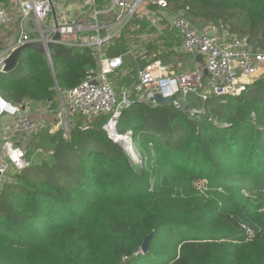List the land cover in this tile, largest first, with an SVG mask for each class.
<instances>
[{"label": "trees", "instance_id": "obj_1", "mask_svg": "<svg viewBox=\"0 0 264 264\" xmlns=\"http://www.w3.org/2000/svg\"><path fill=\"white\" fill-rule=\"evenodd\" d=\"M167 2L187 5L192 18L236 23L239 36L264 50V0ZM160 56L147 52L132 70ZM49 57L23 49L16 67L0 73V96L54 102L57 89L74 87L97 66L87 47L54 43ZM202 106L193 117L171 103L136 100L123 109L116 131H129L135 162L101 127L102 117L72 127L67 139L55 129L50 158L17 171L0 190V264H118L123 256L122 264H264V205L237 196L264 190V75ZM200 179L227 192L221 204L198 193Z\"/></svg>", "mask_w": 264, "mask_h": 264}, {"label": "built area", "instance_id": "obj_2", "mask_svg": "<svg viewBox=\"0 0 264 264\" xmlns=\"http://www.w3.org/2000/svg\"><path fill=\"white\" fill-rule=\"evenodd\" d=\"M6 1L0 2V26L11 18L5 7ZM14 1L18 6L20 31L9 51L25 42H47L58 30L60 38L55 43L75 49L90 48L96 58L97 66L89 68L77 85L63 91L57 89L55 129L60 128L65 139L72 127L87 128L99 117L104 118L101 127L113 138L118 134L116 125L122 110L136 100L155 106L159 104L154 96L156 93L171 97L170 103L177 111L193 117L203 110L202 105L209 97L236 96L264 75V50L249 45L245 37L232 35L226 23L212 22L207 29L198 27L192 21L187 5L174 12L169 29L180 38L181 53L193 57L201 54L202 60L197 67L176 73L170 63L161 59L148 60L133 71L128 62L144 56L148 52L144 46L114 56H107L105 51L106 44L120 37L139 12L148 10L147 5L167 8L168 0H109L105 11L113 13L114 18L106 24L99 19L103 11L98 10L97 0H82L92 24L87 25L85 20L77 17L59 23L57 28L55 25L48 27L44 22L56 0ZM29 20L36 26V37H32L28 29ZM219 30H222L221 34ZM127 75L129 82L121 85L120 79ZM26 102L13 104L0 96V115L9 113L13 116L9 136L0 142V190L9 179L10 170L16 173L32 164L25 146L13 139L16 134L35 133L41 127L40 121L22 108ZM42 150L37 149L38 152ZM51 154L53 149L48 151V155ZM206 182L205 179L196 180L193 186L201 191ZM243 228L249 236L254 234L252 228L246 225ZM126 259L123 256L121 260Z\"/></svg>", "mask_w": 264, "mask_h": 264}, {"label": "crops", "instance_id": "obj_3", "mask_svg": "<svg viewBox=\"0 0 264 264\" xmlns=\"http://www.w3.org/2000/svg\"><path fill=\"white\" fill-rule=\"evenodd\" d=\"M62 3H65L67 5V9L63 8ZM53 5H54L55 15H53V13L50 12L47 18L44 20V22L46 23L45 25H47L48 27L54 25L55 17L57 18L58 23L72 21L77 17H81L83 20H85L87 25L92 24L89 17V13L86 12L87 8L83 4L82 0H56L53 3ZM78 5L80 6L77 7ZM108 6H109V0H97L98 10L103 11V13L99 14V19L103 24L113 21L114 18L113 13L105 11V9ZM5 7L11 18L5 25L0 26V58L2 56H5L8 53L9 49L16 43L20 31L17 4L15 3L14 0H7L5 3ZM147 7L148 10L146 12H139L132 19L130 25L126 27V29L121 33L120 37L114 38V40L110 41L108 44H106V46L108 47L113 44L120 45L121 48L123 49L122 53L128 50L133 51L143 46L148 50V47H150V45H148L147 42L149 40H152V38H150L151 35H149V33L145 29L138 31L136 30V27H133V23L140 18L139 21L140 20L146 21L148 24L150 22L155 30L158 31L162 29L163 31H165L166 39H167L165 43H167V45H170V43L174 42L175 44L173 45V47L174 48L179 47L181 44L180 38L176 36L172 30L169 29V22L174 12L178 11L180 8H176L174 6V3L170 4V6H168L167 8H161L160 6L155 4L149 6L147 5ZM145 18L148 19L149 22ZM191 19L196 25H198V27L204 29H207L208 24L213 22L202 17H193V18L191 17ZM27 26L29 31H31L32 37H36L38 33L35 32L36 30L35 24L31 20H29ZM221 32L222 30L218 31V33L220 34ZM87 34H91V33L87 32ZM169 38H172L173 41H171ZM177 57H178V63L177 60L175 63L174 62H172V64L170 63L171 66L173 67L174 72L176 73L182 72L187 69L195 68L201 63V61L197 60L196 56L193 57L188 54H185L184 55L185 59L182 62L179 61L181 59L179 55H177ZM139 63L140 61L138 59H134L128 62V66H132V67L133 65L139 66ZM52 105H55V107L57 108V98L55 99L54 102H51L50 100L42 101V102L27 101L22 106V108L27 114H29L33 119L37 121L46 122L47 120H49L50 117H52L50 121H52V123H54L55 125L56 111L53 112L52 108L50 107ZM54 113H55V117H54ZM12 120H13V116L9 113H3L0 115V142L4 138L9 136ZM32 134L33 133L25 134V135L16 134L13 136V139L15 141L22 143L25 146L27 150V156L32 162V164H39L50 158L48 155V150H52V148L50 147L48 150H45L42 146L37 145L35 147L36 151L38 148H42L43 150L41 152L37 151L39 156L37 157V159L32 160L30 154H31V150L34 147L32 149L29 147L30 142L32 140L31 139ZM13 174L14 173H12V170H10L9 179H11Z\"/></svg>", "mask_w": 264, "mask_h": 264}, {"label": "rangeland", "instance_id": "obj_4", "mask_svg": "<svg viewBox=\"0 0 264 264\" xmlns=\"http://www.w3.org/2000/svg\"><path fill=\"white\" fill-rule=\"evenodd\" d=\"M62 6H63V8L67 9V5L65 3H62ZM79 6L80 5H78L77 7H79ZM73 7H76V6H73ZM139 19H137V21H135L133 23V27H136V30H138V31L145 29L149 33V35H151L150 38H152V40H149L147 42V44L150 45V47H148V52H150L151 56L161 54V56L158 59H161L163 61H166V62H169L172 64V62L175 63L176 60L178 63L177 55H179V57L181 58L179 61H181V62L184 61V59H185L184 55L185 54L180 52L179 47H175V48L173 47V45L175 44L174 42L170 43V45H167V43H165L167 40L165 31H163L162 29H160L158 31L155 30L153 25H151L149 20L146 18L145 19L149 22V24L146 21H141V20L139 21ZM224 23H227V28L229 30L231 29L230 33L232 35H238V32L236 30L232 29V28H234L236 23H232L230 21L224 22ZM169 39L171 41H173L172 38H169ZM259 50H263V49H259ZM50 107L52 108L53 112L56 111V116H57V108L55 107V105H52ZM54 117H55V113H54ZM51 118L52 117H50L49 120H47L46 122L40 121V123H41L40 129L31 135L32 140L30 142L29 147L31 149L34 147L31 150V154H30V157L32 160L37 159V157L39 156L38 152L35 149V147L37 145L42 146L45 150H48L51 147L49 139H50V135L55 130L54 123H52V121H50ZM197 191L203 197H205L207 199H212L219 204H221L223 202V198H225L228 195L227 192H225L224 190L211 188L209 186L208 182H206V185H204V187L201 191L200 190H197ZM237 196L242 201H245L246 197H248L252 201L254 208L259 207L261 205V203L264 205V190L261 191L260 195H251L248 192L246 193V191L245 192L241 191L239 193V195H237ZM260 211H262V210H260ZM139 251H140V248H139ZM122 263H123V261L121 260L118 264H122Z\"/></svg>", "mask_w": 264, "mask_h": 264}, {"label": "water", "instance_id": "obj_5", "mask_svg": "<svg viewBox=\"0 0 264 264\" xmlns=\"http://www.w3.org/2000/svg\"><path fill=\"white\" fill-rule=\"evenodd\" d=\"M51 12L53 13V15H55L53 4H51ZM54 25L56 28L59 25L56 17L54 18ZM59 38H60V33L58 30H56L55 33L53 34L51 40H49L47 42L30 41V42H25L19 46L14 47L5 56H2L0 58V73H6V72L12 71L17 65V62H18V59H19V56H20L22 50L27 48V47L35 48L39 52L47 55L48 59H50L49 49L55 43V41L58 40ZM245 40L249 45H251L254 48H257L256 41L251 39L249 36H246ZM196 58L198 61H201L202 55L197 54ZM154 96H155L156 101H158V103H170V101H171V97H169V96L162 97L159 93H156ZM113 139L115 140V142H117L124 149V151L126 152L128 157L132 161L135 162V161L139 160V157L137 156V154L133 148V139L129 134H119L118 133L113 137ZM140 161H141V159H140ZM151 237H152V232H150L148 235H146L144 237V239L140 245V252L141 253H147L148 252L149 242H150Z\"/></svg>", "mask_w": 264, "mask_h": 264}]
</instances>
